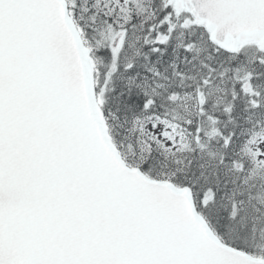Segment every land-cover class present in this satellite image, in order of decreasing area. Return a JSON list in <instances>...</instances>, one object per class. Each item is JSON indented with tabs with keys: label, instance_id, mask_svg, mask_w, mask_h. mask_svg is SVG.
Returning a JSON list of instances; mask_svg holds the SVG:
<instances>
[{
	"label": "snow or ice",
	"instance_id": "snow-or-ice-1",
	"mask_svg": "<svg viewBox=\"0 0 264 264\" xmlns=\"http://www.w3.org/2000/svg\"><path fill=\"white\" fill-rule=\"evenodd\" d=\"M0 264H264V0H0Z\"/></svg>",
	"mask_w": 264,
	"mask_h": 264
}]
</instances>
